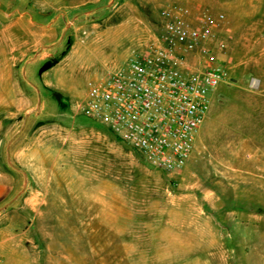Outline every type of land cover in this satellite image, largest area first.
Here are the masks:
<instances>
[{"label":"rangeland","instance_id":"rangeland-1","mask_svg":"<svg viewBox=\"0 0 264 264\" xmlns=\"http://www.w3.org/2000/svg\"><path fill=\"white\" fill-rule=\"evenodd\" d=\"M174 4L191 25L223 15L187 65L221 62L218 94L251 119L204 121L166 173L78 107ZM0 259L264 264V0H0Z\"/></svg>","mask_w":264,"mask_h":264},{"label":"built area","instance_id":"built-area-1","mask_svg":"<svg viewBox=\"0 0 264 264\" xmlns=\"http://www.w3.org/2000/svg\"><path fill=\"white\" fill-rule=\"evenodd\" d=\"M164 16L158 44L90 83L78 109L139 152L152 168L175 173L191 156L209 95L227 79L221 62L202 68L187 62L221 28L224 17L203 16L191 25L177 4ZM0 264L5 263L0 259Z\"/></svg>","mask_w":264,"mask_h":264},{"label":"crops","instance_id":"crops-1","mask_svg":"<svg viewBox=\"0 0 264 264\" xmlns=\"http://www.w3.org/2000/svg\"><path fill=\"white\" fill-rule=\"evenodd\" d=\"M216 88L211 92L209 96L210 104L209 109L204 118L205 123L203 121L204 126L210 123V119H251V116H248L250 114V103H248L249 100L239 99L237 103V108H233L231 104L227 106L225 104L226 102L224 101L223 96L221 94H218V90ZM199 130L197 132V135L199 133ZM206 136L208 137V135Z\"/></svg>","mask_w":264,"mask_h":264}]
</instances>
